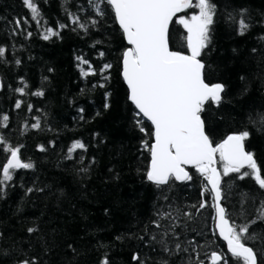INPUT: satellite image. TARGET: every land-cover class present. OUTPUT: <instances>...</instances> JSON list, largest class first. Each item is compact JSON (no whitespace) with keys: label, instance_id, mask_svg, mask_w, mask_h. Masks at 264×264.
Instances as JSON below:
<instances>
[{"label":"trees","instance_id":"trees-1","mask_svg":"<svg viewBox=\"0 0 264 264\" xmlns=\"http://www.w3.org/2000/svg\"><path fill=\"white\" fill-rule=\"evenodd\" d=\"M34 2L39 24L24 0H0V47L5 49L0 57V137L4 141L0 166L8 155L3 148L9 145L22 146L21 159L34 165L16 170L0 190V264H18L23 259H35L37 264H101L104 257L109 264H139L133 260L137 254L145 264H157L161 257L169 264H181L187 254L165 256L158 245L148 243L145 226L155 230L150 222L161 206L189 210L186 206L202 199L211 205L207 194L201 197L207 182L195 169L188 170L191 181L174 182L170 190L167 186L157 189L146 180L151 157L144 141L153 143L152 126L144 119L145 132L140 131L129 102L121 76L122 53L128 46L113 10L104 6L100 17L89 0ZM212 3L216 11L210 42L199 59L205 64V82L222 84L224 92L219 106L210 103L202 113L205 131L213 146L230 134L248 131L245 151L254 155L264 176V128L250 122V117L255 120L264 113V0ZM198 11L189 8L172 22L171 50L190 54L184 41L186 30L176 21ZM69 13L88 30L72 23ZM241 18L249 25L243 35ZM93 19L98 21L94 26ZM48 29L58 35L44 39ZM80 58L91 64L95 75H82L88 65ZM105 64L112 67L101 74ZM104 75L109 76L107 81ZM20 88L24 94L17 91ZM106 94L110 95L106 98ZM5 115L9 117L6 126ZM35 118L40 121L38 129L31 127ZM76 141L87 150L77 149L67 159ZM41 145L45 151L39 150ZM85 168L86 172L81 171ZM217 168L222 174L218 156ZM238 175L222 176L221 204L241 224L255 219L264 190L253 179L241 180ZM165 194L167 201L162 199ZM191 211L195 218L188 222L187 237L210 244L205 251L223 252L229 264H236L214 230V209ZM30 228L37 231L29 233ZM249 234L256 239L247 243L256 250L258 264H264V221L251 224ZM201 259L207 264L205 256Z\"/></svg>","mask_w":264,"mask_h":264},{"label":"snow or ice","instance_id":"snow-or-ice-1","mask_svg":"<svg viewBox=\"0 0 264 264\" xmlns=\"http://www.w3.org/2000/svg\"><path fill=\"white\" fill-rule=\"evenodd\" d=\"M96 15L103 17L105 7H110L126 39L127 47L122 53V78L127 85L128 99L134 105L136 122L141 132H145L142 126L144 119L152 125L150 133L153 143L144 141L145 148L150 153V164L145 172L146 180L163 189L170 190L174 182H188L193 176L186 170V166L195 168L196 172L206 181L202 185L201 197L207 194L211 198V205L204 199L198 204L186 206L185 210L179 206L168 204L166 207L157 208L155 219L145 226V234L148 235V243L158 245L162 253L167 257H173L182 253L187 254V259L181 264H206L201 255L207 258V264H229V258L223 252L205 251L210 244H198L194 239L186 235L188 222L195 217L191 209H196V214L206 208L214 209L213 219L219 236L226 242L228 253L236 264H258L256 250L248 245L249 240L256 239L254 234H249L251 224L258 220L264 221V200L259 202L255 209V219L241 224L235 223L231 214L221 204L224 193L221 187L222 176L237 173L239 179L249 177L261 190H264V176L258 166L254 155L245 151L244 142L249 138L248 131H242L228 135L221 143L213 146V141L205 131V122L202 113L206 105L219 106L222 101L224 86L222 84H209L205 82V64L199 59L202 50L210 42L211 26L214 23L216 11L212 0H89ZM24 4L31 10L32 19L40 23V13L34 0H24ZM197 8L198 14H193L189 19L184 17L176 21L186 30L184 37L185 46L190 54L170 49L169 26L177 13L189 8ZM72 23L77 24L85 32L88 30L85 23L80 22L79 17L69 13ZM98 21L93 19L94 26ZM20 26V21H16ZM66 25H61L63 28ZM249 25L244 19L239 20V31L243 35ZM30 36L31 33L29 32ZM58 35L52 29H48L43 38ZM5 54V49L0 47V57ZM101 56L103 53L100 54ZM88 70L82 69V75H95L91 64ZM19 63V61H17ZM112 67L111 64L103 65L101 74ZM107 81L109 76L104 75ZM104 87V84H100ZM27 87V85H25ZM24 94V88L17 89ZM34 95H43L35 92ZM110 94H106L107 96ZM21 102L17 101L16 107L20 108ZM109 105L105 103V108ZM31 111V105H29ZM8 121L7 115L2 117ZM31 125L32 128L40 127L39 118ZM250 122L259 124L264 128V113L257 114L255 120L250 117ZM27 127V125H25ZM147 135V133H146ZM0 137V145H3ZM22 146H6L3 151L8 155L6 162L0 166V190L6 182L13 179L14 172L19 169H32V162H24L20 156ZM87 150V146L80 142H74L68 149L67 159H72V153L77 150ZM40 151H45L43 145ZM217 156L223 165V173L218 171ZM243 169H246L242 171ZM87 171V169H81ZM210 186V187H209ZM29 192L32 189H28ZM246 196V194H245ZM162 199L168 200L167 195ZM240 215L245 216L243 208ZM246 219V217H245ZM181 229V231H177ZM29 233L37 231L28 229ZM194 231V229H193ZM184 237L181 239V237ZM144 239L143 236L139 237ZM134 261L145 264L139 255L133 256ZM18 264H37L35 259H23ZM101 264H109L104 257ZM157 264H169L168 259L161 257Z\"/></svg>","mask_w":264,"mask_h":264},{"label":"water","instance_id":"water-1","mask_svg":"<svg viewBox=\"0 0 264 264\" xmlns=\"http://www.w3.org/2000/svg\"><path fill=\"white\" fill-rule=\"evenodd\" d=\"M185 11H187V9L185 10ZM185 11H183V12H179V13H177L176 14V16L175 17H173V21L178 17V16H180V15H182ZM114 13V12H113ZM116 24H117V26L119 27V24H118V22L116 21ZM172 24V23H171ZM171 24H170V26H171ZM170 26H169V29H170ZM119 29H120V27H119ZM121 30V29H120ZM122 31V30H121ZM124 39H125V37H124ZM125 42H126V39H125ZM126 45H127V42H126ZM128 47H129V45H127ZM121 76H122V65H121ZM123 79V78H122ZM123 82H124V80H123ZM124 85H125V87H126V89H127V85H126V83L124 82ZM0 90H1V80H0ZM127 91H128V89H127ZM129 102H130V100H129ZM131 103V102H130ZM132 104V103H131ZM134 106V105H133ZM146 120V119H145ZM147 121V120H146ZM149 122V121H148ZM150 123V122H149ZM151 124V123H150ZM152 126V125H151ZM216 167H217V164H216ZM189 169H195V168H193V167H191V166H186V170L188 171ZM218 169V168H217ZM219 171V170H218ZM177 183H183V182H178L177 181ZM210 187V186H209ZM214 230H215V232H216V234H217V236H218V238L221 240V242H223L224 243V245H225V249H226V251H227V253H228V250H227V244H226V242L219 236V231H218V229L216 228V222L214 223ZM229 255H230V253H228Z\"/></svg>","mask_w":264,"mask_h":264}]
</instances>
